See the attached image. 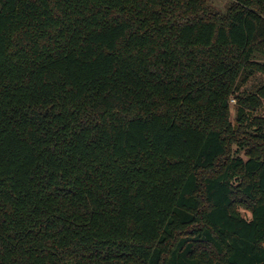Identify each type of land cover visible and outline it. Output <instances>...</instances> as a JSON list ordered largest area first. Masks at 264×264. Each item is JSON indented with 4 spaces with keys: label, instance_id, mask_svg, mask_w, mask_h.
Returning <instances> with one entry per match:
<instances>
[{
    "label": "trees",
    "instance_id": "obj_1",
    "mask_svg": "<svg viewBox=\"0 0 264 264\" xmlns=\"http://www.w3.org/2000/svg\"><path fill=\"white\" fill-rule=\"evenodd\" d=\"M209 2L0 0V264H264V0Z\"/></svg>",
    "mask_w": 264,
    "mask_h": 264
},
{
    "label": "rangeland",
    "instance_id": "obj_2",
    "mask_svg": "<svg viewBox=\"0 0 264 264\" xmlns=\"http://www.w3.org/2000/svg\"><path fill=\"white\" fill-rule=\"evenodd\" d=\"M230 5V0H210L209 6L210 9L215 11V12H220L224 13L226 9ZM254 60L259 62V63H264V56L260 54H255L254 55ZM264 84V75L261 74H256L252 78L248 79L245 81V84L243 86V90H249L253 91L256 87H259L260 85ZM231 112H232V119L234 120L235 118V103L232 101L231 102ZM259 114L264 116V106L263 108L259 111ZM242 215L245 217H249V213L242 210L241 211Z\"/></svg>",
    "mask_w": 264,
    "mask_h": 264
}]
</instances>
